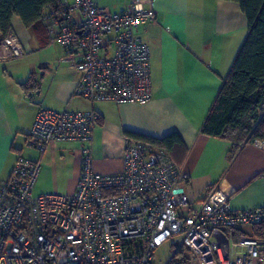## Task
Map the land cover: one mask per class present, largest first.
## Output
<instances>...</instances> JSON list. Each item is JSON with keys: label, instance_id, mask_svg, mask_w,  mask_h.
<instances>
[{"label": "built area", "instance_id": "obj_1", "mask_svg": "<svg viewBox=\"0 0 264 264\" xmlns=\"http://www.w3.org/2000/svg\"><path fill=\"white\" fill-rule=\"evenodd\" d=\"M42 16L60 63L79 75L73 96L89 104L144 105L152 99L149 48L139 31L156 24L155 10L134 1L122 13L96 0H61ZM18 38L0 43V57L22 59ZM93 111L41 110L29 145L42 154L51 142H77L82 166L72 195L35 194L39 163L19 157L0 181V264H155V250L180 238L192 264H264V238L234 231L264 224V208L234 210L212 188L190 202L189 178L161 149L125 139L122 170H92ZM264 153V138L252 143Z\"/></svg>", "mask_w": 264, "mask_h": 264}, {"label": "crops", "instance_id": "obj_2", "mask_svg": "<svg viewBox=\"0 0 264 264\" xmlns=\"http://www.w3.org/2000/svg\"><path fill=\"white\" fill-rule=\"evenodd\" d=\"M134 1L96 0V4L122 13ZM138 1L157 14L156 24L139 31L149 48L152 99L144 105H91L74 97L79 75L60 63V46L50 44L48 34L47 43L41 44L12 17L11 33L24 56L0 57V181L10 177L17 159L23 157L41 167L35 194L72 195L83 146L51 142L40 154L29 145V133L41 110H93L99 116L91 142L94 173L121 172L125 139H133L127 133L158 140L176 134L182 144L171 155L189 178L187 193L192 204L218 188L234 210L264 208V153L246 144L230 160V142L200 133L246 38L245 15L236 3L220 0ZM252 230H235L234 238L251 236Z\"/></svg>", "mask_w": 264, "mask_h": 264}, {"label": "trees", "instance_id": "obj_3", "mask_svg": "<svg viewBox=\"0 0 264 264\" xmlns=\"http://www.w3.org/2000/svg\"><path fill=\"white\" fill-rule=\"evenodd\" d=\"M220 1L239 6L247 20V35L200 133L230 142L232 160L242 146L264 138V0ZM61 6V0H0V43L11 33L12 17H17L41 44L47 43L42 16L47 9L57 10ZM126 135L163 150L176 164L171 154L182 144L176 134L160 140L132 133ZM252 231L253 237L264 238V224ZM185 252L181 247L167 264H187Z\"/></svg>", "mask_w": 264, "mask_h": 264}, {"label": "rangeland", "instance_id": "obj_4", "mask_svg": "<svg viewBox=\"0 0 264 264\" xmlns=\"http://www.w3.org/2000/svg\"><path fill=\"white\" fill-rule=\"evenodd\" d=\"M180 242V238H173L170 239L164 243H162L154 253V263L155 264H167L169 259L171 258L172 254H175L179 252V249L181 247L178 246V243ZM174 247L176 249H174ZM185 260L187 264H192L191 257L185 252Z\"/></svg>", "mask_w": 264, "mask_h": 264}]
</instances>
